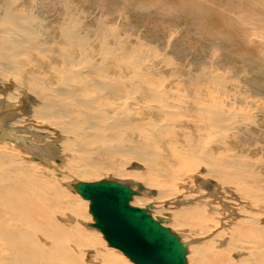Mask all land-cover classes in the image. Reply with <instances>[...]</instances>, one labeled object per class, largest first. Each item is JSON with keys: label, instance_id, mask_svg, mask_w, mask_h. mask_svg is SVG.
I'll return each mask as SVG.
<instances>
[{"label": "bare ground", "instance_id": "1", "mask_svg": "<svg viewBox=\"0 0 264 264\" xmlns=\"http://www.w3.org/2000/svg\"><path fill=\"white\" fill-rule=\"evenodd\" d=\"M77 2L0 0V264H125L68 192L104 171L186 227V264H264V0H216L252 25L213 74L145 63L140 33Z\"/></svg>", "mask_w": 264, "mask_h": 264}, {"label": "rangeland", "instance_id": "2", "mask_svg": "<svg viewBox=\"0 0 264 264\" xmlns=\"http://www.w3.org/2000/svg\"><path fill=\"white\" fill-rule=\"evenodd\" d=\"M74 1H80L81 3V1L83 2L85 0ZM86 1L92 2L102 14L111 19V22H117L119 25H122L123 27L129 29L131 32L128 31V34L131 33L133 35H137L136 33H140V37L142 39H129L127 41L131 46H138L143 49L145 57L142 58V61H144L145 63L153 64L156 66H159V64H162L164 62H172L173 64L185 63V65H192L191 68L193 72L200 71V69L202 68L204 74H213L212 69L214 68V66L212 65V63H210V61H208L207 56H213V59L220 63L222 61L221 52L229 54L231 57H233L232 59L236 61H238V59L242 57L241 55H245L242 54L243 52H245V48L243 43L237 36V30H241L245 33L248 30L249 33L252 22L249 19H246L242 21H233L232 23L227 17H220L219 14L222 7L224 6L219 5V3L215 4L216 0ZM128 6L132 7V9H130L129 11H127V9H129ZM242 6L243 4H240L238 7L241 8ZM225 11L227 10L225 9ZM138 16L140 18H138ZM176 21L180 22L176 24ZM192 22L194 24L190 25V23ZM143 24L144 26L142 27ZM190 28H193V30H191L190 32L191 40L188 39V35L186 34L188 32V29ZM147 41H150L154 45V47H147ZM207 41H212V44L206 47ZM43 45L47 47L53 46L45 43ZM209 64H211V66ZM246 64H250V60H247ZM159 73L160 71L158 73L156 71L153 76L149 77V79L152 80L156 78L155 75ZM260 73L263 74L264 72ZM222 75L223 77L225 76L227 78L234 76L232 72L223 73ZM246 76H250L249 72L246 73ZM197 82L201 83V81ZM21 133L25 136H29V134L26 132L21 131ZM42 156L44 159H46L44 155ZM110 174L111 173L104 171L103 173L91 179H85L79 175L71 174L70 178H75H72V180H76L77 182H93L104 179L119 180L117 176ZM128 186L130 187V185ZM215 186L216 184L214 185V187ZM209 188L210 187H208V190L212 191ZM193 190H196V188H194ZM206 190L207 188H205V193L208 191ZM68 192H70V194L77 195L82 202H86L84 198H82L79 194H76L73 190H68ZM216 194L218 195V192L215 193V196ZM132 197L133 198L131 199L130 204L139 208H144L148 203H153V200H146L144 197ZM83 209H85L86 212V219L84 221L87 223H91L92 217L88 212V204H84ZM150 214L153 218L164 217L162 211L153 210ZM262 225L263 224L261 223V227H263ZM167 227H169L171 230L174 229L173 232H178L179 229L186 228H178L174 226L171 221L167 223ZM86 228L92 229L93 231L95 230L89 227ZM96 232L101 235L98 231ZM188 239L189 238H182L180 240L182 242H188ZM101 241L103 242L104 240L101 238ZM187 242L185 244H187ZM195 242L194 244H196ZM103 246L107 247V243L104 242ZM114 254L120 257L123 262L125 261V264H132L131 261H129L121 253L120 255H118L117 253Z\"/></svg>", "mask_w": 264, "mask_h": 264}, {"label": "water", "instance_id": "3", "mask_svg": "<svg viewBox=\"0 0 264 264\" xmlns=\"http://www.w3.org/2000/svg\"><path fill=\"white\" fill-rule=\"evenodd\" d=\"M74 188L89 200L94 220L89 226L134 264H186V244L179 236L163 226L162 219H154L148 207L129 205L137 191L108 179L78 182Z\"/></svg>", "mask_w": 264, "mask_h": 264}]
</instances>
